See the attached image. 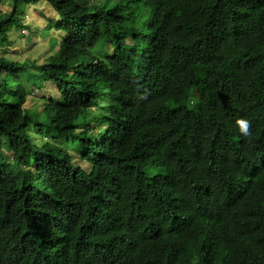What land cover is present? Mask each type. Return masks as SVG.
<instances>
[{
	"label": "trees",
	"instance_id": "1",
	"mask_svg": "<svg viewBox=\"0 0 264 264\" xmlns=\"http://www.w3.org/2000/svg\"><path fill=\"white\" fill-rule=\"evenodd\" d=\"M46 1L51 55L0 56V264H264V0Z\"/></svg>",
	"mask_w": 264,
	"mask_h": 264
},
{
	"label": "rangeland",
	"instance_id": "2",
	"mask_svg": "<svg viewBox=\"0 0 264 264\" xmlns=\"http://www.w3.org/2000/svg\"><path fill=\"white\" fill-rule=\"evenodd\" d=\"M0 9L5 12L9 11L7 5H1ZM22 20L28 28L23 30L14 29L11 35V45L0 46V56L10 57L16 61H25L27 59L42 60L47 56L51 55V42L52 40H60L63 36L61 31H56V28L48 29V24L50 22L56 23L58 21V15L54 8L46 0L41 1L36 5H30L26 8L23 13ZM59 48L57 45L56 50ZM107 51L111 53V48L107 47ZM7 90L10 95H15L18 93L17 84L13 81H8ZM27 106L42 105L47 99L45 97H57L56 91L51 84H46L44 87H27ZM33 90V91H32ZM0 91V96H2ZM34 111H39L38 109ZM94 116L96 113H92ZM101 128L99 124L95 125ZM100 132L101 130H97ZM33 138L37 143H41V136L35 131H31ZM71 141V148L75 149V143L73 139ZM3 155L9 160L12 153L9 150V146L6 145L3 148ZM71 153H74L71 150ZM75 164L80 165L82 168L89 170L87 163L80 159L75 160Z\"/></svg>",
	"mask_w": 264,
	"mask_h": 264
},
{
	"label": "clouds",
	"instance_id": "3",
	"mask_svg": "<svg viewBox=\"0 0 264 264\" xmlns=\"http://www.w3.org/2000/svg\"><path fill=\"white\" fill-rule=\"evenodd\" d=\"M240 133L245 137H251V122L245 119H240L236 121Z\"/></svg>",
	"mask_w": 264,
	"mask_h": 264
}]
</instances>
